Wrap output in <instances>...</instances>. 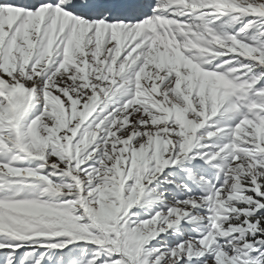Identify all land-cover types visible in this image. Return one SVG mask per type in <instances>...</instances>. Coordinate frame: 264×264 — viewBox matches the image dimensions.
<instances>
[{
	"label": "snow or ice",
	"instance_id": "1",
	"mask_svg": "<svg viewBox=\"0 0 264 264\" xmlns=\"http://www.w3.org/2000/svg\"><path fill=\"white\" fill-rule=\"evenodd\" d=\"M0 264H264V0H0Z\"/></svg>",
	"mask_w": 264,
	"mask_h": 264
}]
</instances>
